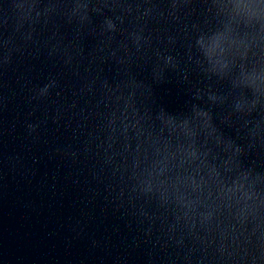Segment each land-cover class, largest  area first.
Wrapping results in <instances>:
<instances>
[{"label": "water", "instance_id": "95a60500", "mask_svg": "<svg viewBox=\"0 0 264 264\" xmlns=\"http://www.w3.org/2000/svg\"><path fill=\"white\" fill-rule=\"evenodd\" d=\"M0 264H264V0H0Z\"/></svg>", "mask_w": 264, "mask_h": 264}]
</instances>
